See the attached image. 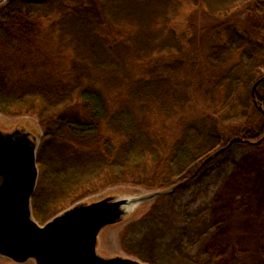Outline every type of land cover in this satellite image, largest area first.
<instances>
[{"label":"trees","instance_id":"obj_1","mask_svg":"<svg viewBox=\"0 0 264 264\" xmlns=\"http://www.w3.org/2000/svg\"><path fill=\"white\" fill-rule=\"evenodd\" d=\"M249 2L0 4V113L33 117L42 129L31 199L39 224L112 186L158 191L182 183L125 227L121 247L145 264H213L204 250L213 230L205 212L210 191L237 162L230 154L236 143L226 147L234 137L257 142L264 135V80L252 95L264 76V37L252 39L234 22ZM193 11L218 26L208 40L212 73L203 89L211 111L186 119L184 112L197 101L175 73L194 44ZM231 57L237 61L228 65ZM191 58L194 67L200 56ZM230 124L239 126L228 136L220 127ZM175 127L179 131L169 141ZM240 146L264 153V139ZM221 148V161L209 167L220 153L202 164ZM172 211L179 213L180 226L170 224Z\"/></svg>","mask_w":264,"mask_h":264},{"label":"rangeland","instance_id":"obj_2","mask_svg":"<svg viewBox=\"0 0 264 264\" xmlns=\"http://www.w3.org/2000/svg\"><path fill=\"white\" fill-rule=\"evenodd\" d=\"M256 2L261 3L260 11L255 9ZM246 5V10L242 9L235 14V25L248 31L252 39L262 40L264 0H250ZM189 22L193 25L194 44L189 46L188 53L183 57L182 68L175 73L178 81L191 85L190 89L197 101L196 107L184 112L183 117L186 119L199 117L211 111L210 106H207L203 99V89L208 75L212 73V69L206 62L208 40L212 30L218 26L217 23L215 25L205 16L194 11L190 14ZM197 55L200 59L192 67L191 63L194 60L191 57ZM236 61L237 58L231 57L228 65ZM261 73L264 75V69ZM238 126V124H230L220 129L229 136L236 132ZM15 129L28 132L30 138L34 139L39 146L42 129L36 119L25 115L10 116L0 113V130L11 132ZM178 131L179 127L170 130L168 140L172 141ZM230 154L236 156V165L209 194V210L205 212V215L210 219L213 230L204 242V250L213 264H264V153L236 143L232 146ZM224 157L221 153L218 160L211 163L209 167H213ZM154 191L138 185L120 184L90 196L84 202H93L106 196L135 198ZM181 195L180 197L183 196ZM154 201L155 199L134 206L123 221L103 228L97 239V253L105 258L121 256L136 259L122 249L120 234L129 223L141 218L152 206H156ZM162 202L159 203L160 208L169 211L170 206ZM178 214L172 211L173 217L170 224L174 227L182 223ZM0 264H35V261L30 259L24 263H15L0 256Z\"/></svg>","mask_w":264,"mask_h":264},{"label":"water","instance_id":"obj_3","mask_svg":"<svg viewBox=\"0 0 264 264\" xmlns=\"http://www.w3.org/2000/svg\"><path fill=\"white\" fill-rule=\"evenodd\" d=\"M10 0H0V4ZM264 80L261 77L252 88ZM259 110L264 114L262 106ZM234 137L232 144H259ZM38 145L28 132L0 130V256L15 263L34 260L35 264H145L129 257L100 256L97 239L106 226L124 220L136 205L166 195L182 183L165 190L149 192L135 198L106 196L93 202H79L40 225L32 215L31 199L35 191L38 168ZM219 149L202 164L219 155Z\"/></svg>","mask_w":264,"mask_h":264}]
</instances>
